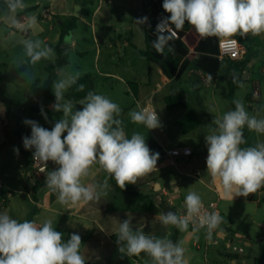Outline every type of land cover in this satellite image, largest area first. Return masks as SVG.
I'll use <instances>...</instances> for the list:
<instances>
[{"label":"crops","instance_id":"0c3cea01","mask_svg":"<svg viewBox=\"0 0 264 264\" xmlns=\"http://www.w3.org/2000/svg\"><path fill=\"white\" fill-rule=\"evenodd\" d=\"M24 3L27 7L16 15L24 13L36 16L42 8L50 11L49 19L37 21V24L26 33L33 32V36L41 37L47 46L64 48L68 54V64L63 69L78 71L80 78L87 73L92 74L93 91L107 96L121 106L125 132L129 137L133 132L142 134L128 120L130 104L137 110H139L138 105L141 107L150 104L157 111L161 127L148 130V135L144 137L151 151L159 153V159L157 171L139 178L136 184H132L140 197L117 191L111 182V177L96 164L90 169L89 175L82 179V183L102 185L107 181L109 186L105 190L107 195H102L98 202L62 205L57 200V193L51 191L45 184L47 171L56 169L58 165L49 161L50 165L46 172L36 174L32 168L33 150H26L23 146L25 136L16 135L10 142H6L0 128V212L7 211L12 218L20 221L35 220L37 223H42L50 219L55 230L64 234L65 241L69 239L70 234H79L82 239L81 251L88 264H126L127 262L142 264L143 261L149 260L143 253L132 257L122 256L119 253L114 232L118 228L119 221L125 219L132 221L133 229L159 237L167 236L176 242L177 229L171 225H162L156 216L160 212H165L167 207L176 213L184 206L185 196L190 191L200 195L203 203H215L217 212L224 220L223 230L233 233L227 217L229 204H239L255 198L264 200V188L256 191V196L254 194L247 197L225 195L219 181L214 182L207 173L205 136L209 133V128L215 127L212 121L216 116L232 110L226 98L228 62H221L214 80L202 72L197 67L199 54L195 51L201 36L192 27L182 39L187 55L175 62L177 69L181 65L184 66L183 72L178 77L166 76L156 63L138 53L147 49L145 31L157 16L153 14L149 0H24ZM138 4L142 6L141 10L143 9L142 12L140 11L141 17H148V23L144 24L142 48L133 44V34L129 26L133 21L129 7ZM76 7H79L78 15L74 14ZM104 7L107 14L101 18L99 15ZM117 11L121 13L124 22L114 25L111 22L114 21ZM8 16L4 0H0V23L6 24L4 21ZM70 17L76 18L77 26L69 36H65L70 37V42L66 44L65 37L61 38L60 24ZM101 21L106 22V26L101 27ZM108 32L111 33L110 39L105 37V33ZM233 37L246 51L243 60L239 62L243 64V76H246L243 79L245 82L241 85L245 86L248 81L250 82L251 76L255 77L250 70L254 72V66L257 64L263 65L261 80L264 81V34L258 36L249 34L245 37L237 34ZM216 38L219 40L221 37ZM101 46L110 50L104 59L101 58ZM168 53V49L163 50V54ZM135 57L146 62L138 75H134L129 69L134 63L132 58ZM55 59L56 55L52 60H43V77L35 79V82L41 86V93L42 83L48 76L45 68L53 65ZM19 67L24 71L21 66ZM60 69L55 70L56 80ZM133 76L134 79L131 78ZM21 80L13 85L20 86L18 84ZM254 80L257 84L256 77ZM240 90L241 86L235 91L234 99H237ZM180 93L184 94L186 103L197 119V126L186 133L178 124L185 114V109L168 108L164 101L166 97ZM251 93L250 90L246 92L249 106ZM50 94V99L42 95L43 105L40 106L47 115V120L43 116V127L49 130L61 118L58 116L59 112H54L52 109L55 102L52 88ZM81 99L72 100L73 103H77L75 106L77 110L82 108L78 104ZM257 101L256 98L254 102ZM31 102L37 103L35 99ZM18 103L20 105L19 101ZM31 110L39 111L35 105H32ZM2 112L0 102V120ZM254 112L256 113V110ZM27 135L30 136L31 133ZM250 135L249 131L248 139ZM176 147H188L192 155L169 157L165 154L166 150ZM14 149H19L18 154ZM24 152L31 154V163H22ZM196 173L199 175L196 176ZM218 232L221 231L216 229L212 234L217 233L222 238L227 237L225 233ZM206 236L209 235L206 233ZM214 241L207 240L204 245L215 246ZM229 243L231 242L227 244ZM244 244L249 246L250 242L246 240ZM194 246L197 250L202 248L199 243H195ZM217 253L220 254L219 251Z\"/></svg>","mask_w":264,"mask_h":264},{"label":"clouds","instance_id":"9594fccd","mask_svg":"<svg viewBox=\"0 0 264 264\" xmlns=\"http://www.w3.org/2000/svg\"><path fill=\"white\" fill-rule=\"evenodd\" d=\"M12 25L21 32H27L37 24L35 15L21 23L16 14L27 5L24 0H4ZM163 10L168 13L156 26L157 39L153 46L163 53L169 47L172 26L182 30L185 23L191 25L202 38L245 37L249 34H264V0H163ZM137 25L148 23V17L135 20ZM150 26V25H149ZM70 37H65V43ZM23 46L26 63L35 65L41 60H52L55 50L41 39L25 38ZM169 51L171 48L169 47ZM18 78L30 80L27 71H21ZM80 73L61 68L58 79L52 84L55 102L54 112L62 113L51 130L42 127L37 121L25 119L31 135L23 137L26 150H33V160L52 161L58 167L47 171L45 184L57 193L62 205L80 202H98L109 186L82 183L93 165L98 164L120 189L128 184H136L142 178L157 171L159 153H153L146 138L139 132L129 137L121 119V106L103 94L89 91L78 104L65 98V93L77 85ZM241 87L243 85H240ZM84 85H78L79 91ZM234 110L216 116L205 136L207 146L206 169L213 181L225 195L247 197L264 187V142L254 146L246 144L245 127L257 134H264V116L259 111L250 114L242 99H234ZM129 112L133 124L144 125L148 130L161 127L157 111L151 105ZM41 115H47L41 108ZM66 133V135H64ZM18 154L19 149H14ZM185 214L160 212L158 217L164 226H174L179 231L205 229L210 236L223 223V217L216 211L205 209L196 192L190 191L184 199ZM132 221H119L114 232L116 244L122 256L132 257L145 254L146 264H186L183 242H173L167 236L159 237L133 229ZM64 234L56 231L50 219L37 223L35 220H17L7 211L0 212V264H88L82 254V239L77 233L63 239Z\"/></svg>","mask_w":264,"mask_h":264},{"label":"rangeland","instance_id":"374dc122","mask_svg":"<svg viewBox=\"0 0 264 264\" xmlns=\"http://www.w3.org/2000/svg\"><path fill=\"white\" fill-rule=\"evenodd\" d=\"M134 1V0H130ZM106 7L101 11L100 17L104 18L106 16ZM142 6L140 4L129 7L130 14H132L133 21L129 24L131 32L133 34V44L139 47L144 46V25H137L135 22L136 19L142 18L140 14ZM25 18L31 16L30 14L22 13ZM114 21L111 24L123 23V17L119 11L116 13V17L113 18ZM101 27L106 26V22L101 21ZM10 31H13L10 33ZM107 39L111 38V33H105ZM31 38V39H41V37L33 36V32L30 34L23 35L19 30H15L12 27L0 23V73L7 74L11 72V69L14 67L21 66L24 71H27L31 79L24 80L16 86L13 84H4V90L6 97L12 100H18L20 105L16 107L14 112V118L10 124L11 128L18 131L19 135L26 136L28 133H31V128L28 125H25L23 121L25 119H30L37 121L43 127V116L41 115V105H43V96L41 93V86L35 82V79L38 77H43V60L39 63L32 65L26 63L27 57L24 56L23 46L20 43L22 39ZM101 58H106L109 49L101 46ZM92 57V56H90ZM74 58V57H73ZM134 62L130 65L129 69L138 75L140 69L144 67L145 60L135 57L132 58ZM224 62V61H223ZM102 64V61H100ZM262 64H257L254 66V76L257 78L258 83L255 84V77L251 76L250 82L245 86L241 87V90L238 92L237 99H242L246 109L250 114H255L254 110L259 111L260 116H264V81L262 78ZM135 78V76L131 77ZM251 82H254L251 84ZM255 85L258 86L259 95L257 96V102L248 104V97L246 96L247 91H253ZM28 89V91H27ZM262 96V97H261ZM36 100L37 103L31 101ZM35 105L38 107L39 111H32L31 107ZM74 110H77L76 108ZM132 110H137L133 105H129V112ZM45 112V111H44ZM128 112V114H129ZM58 116L62 117V113H59ZM122 117V115H121ZM128 120L131 122L129 115L127 116ZM123 119V117L121 118ZM143 135H148V129L144 125L134 124ZM248 130V129H247ZM251 132V131H250ZM28 136V135H27ZM247 143L243 147L254 146L257 142H264V134H257L251 132ZM18 159V156H17ZM23 164L31 163V154L24 152V158L22 160ZM32 171V169L30 170ZM256 196V192L252 193ZM229 223L231 224V229L233 233L223 230V223L218 228V233H225L227 237L222 238L217 233H213L210 236H206L204 229L194 230L188 227V230L181 232L177 229V239L176 242L182 241L183 247L185 248V260L186 264H254V261L260 258V253L262 250V245L264 244V200L255 198L253 200H245L239 204L230 203L228 207ZM174 227V226H173ZM212 242L215 240L217 244L213 246L212 244L207 246L205 249L204 243L206 241ZM249 241L250 245L246 246L244 241ZM231 242V247L236 249H241V253L233 254L232 248L227 249L226 244ZM195 243L201 245V249L197 250L195 248ZM220 252L218 254L217 252ZM145 260L142 264H146ZM126 264H131L127 262Z\"/></svg>","mask_w":264,"mask_h":264},{"label":"trees","instance_id":"16d2710c","mask_svg":"<svg viewBox=\"0 0 264 264\" xmlns=\"http://www.w3.org/2000/svg\"><path fill=\"white\" fill-rule=\"evenodd\" d=\"M152 7V12L154 15H161L163 17H167L169 14L166 13L162 8L163 0H149ZM30 11V10H29ZM26 11V12H29ZM76 18L70 17L60 24L61 28V38L65 36H69L70 32L76 27ZM174 31L177 34V37H173L169 41V47L171 51L168 54H163L156 50L153 46V41L157 39L155 34V28L151 25L145 31V43L147 49L145 51H139L138 53L150 61L156 63L162 72L168 76H176L178 77L184 70V66H180L178 69L175 66L176 61H180L187 55V49L184 46L182 39L185 34L192 28L191 25L185 23L182 30H176L174 26H172ZM217 45L218 39L216 37H208V38H200L198 41L195 51L199 54L197 59V67L204 72L210 79L214 80L219 72L221 62L217 59ZM52 47V46H50ZM169 47H165L164 49H168ZM56 53V59L53 65H49L45 68L48 76L46 80L42 83V95L46 99L51 98V88L53 82L56 80V69L63 68L68 64V54L64 48H60L59 46L52 47ZM228 67L226 69L227 76V95L226 98L231 105L232 110H234V94L235 91L243 84L245 81L243 80V64L239 62L227 61ZM21 72L20 67H14L11 69V72L8 74L0 73V102L2 106V118L0 120V128L4 134L5 141L10 142L14 136L19 135L17 131L11 128L10 123L14 118L13 110L19 106L17 100H12L6 97L4 84H15L20 78H18V74ZM92 74L87 73L83 75L77 82V85H74L72 88L68 90L65 94V98L67 100H75L84 98L89 91H93L92 82H91ZM83 84L84 89L82 91L77 90L78 85ZM94 92V91H93ZM165 104L168 108H176L182 107L185 109L184 116L179 120L178 124L181 130L186 133L197 126V119L194 113L190 110L188 104L185 101V97L183 93H180L176 96H168L165 98ZM249 136V131L245 127L244 129V139L247 142ZM242 146V145H241ZM112 184L116 187L117 191L125 192L132 196H137L134 186L132 184L126 185V187L122 190L117 185L114 179L111 178ZM264 258V244L262 245V250L260 253V258L254 261V264H262Z\"/></svg>","mask_w":264,"mask_h":264},{"label":"built area","instance_id":"2783aa9c","mask_svg":"<svg viewBox=\"0 0 264 264\" xmlns=\"http://www.w3.org/2000/svg\"><path fill=\"white\" fill-rule=\"evenodd\" d=\"M49 17H50V11L46 8L40 9L38 14L36 15L37 21H39V22H41L45 19H49ZM16 18L21 23H26V21H27V18H25V16H23V15H16ZM162 18H164V17L161 15H157L155 17V19L153 20L152 26L155 29H156L157 24L159 23V21ZM10 27H12L15 30H18L12 25V21H11ZM21 33L23 35H26V32H21ZM171 35L173 37H177V34L173 28L171 29ZM217 51H218L217 59L219 62H223V61L241 62L245 56V53H246L245 48L233 36L220 38L218 40ZM258 95H259L258 86L255 85L251 95L249 96L250 102L253 103ZM144 106H147V105H144ZM144 106H141V107H144ZM165 154L169 157H190L192 155V151L188 147H176L174 149L166 150ZM49 165H50L49 161L47 162V167H45V165L42 162L33 160V155H32V168L36 174L45 173L46 170L48 169ZM198 175H199V173H196V176H198ZM203 204H204L205 209L207 211H209V212L216 211L217 212V207H216L215 203L210 202V203H203ZM185 211L186 210H185L184 206H182L180 209H178V211H176V213L179 215H184ZM189 227L193 229V226L191 224H189ZM213 244H217V242L214 241ZM230 245H231V243L227 244V249L232 248ZM205 249H207V246H205ZM232 252H233V254L241 253L242 250L236 249L235 247H233ZM135 264H140V263H135ZM262 264H264V258H263Z\"/></svg>","mask_w":264,"mask_h":264},{"label":"water","instance_id":"95a60500","mask_svg":"<svg viewBox=\"0 0 264 264\" xmlns=\"http://www.w3.org/2000/svg\"><path fill=\"white\" fill-rule=\"evenodd\" d=\"M77 10H79V7H76L75 12H74L75 15H78V14H79V11H77ZM11 21H12L11 17L8 16V18H7L4 22L6 23V25L10 26ZM245 78H246V76L244 75V76H243V79H245ZM169 211L174 212L173 209L167 207V208L165 209V212H169ZM226 229H227V228H226Z\"/></svg>","mask_w":264,"mask_h":264}]
</instances>
